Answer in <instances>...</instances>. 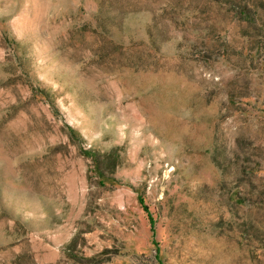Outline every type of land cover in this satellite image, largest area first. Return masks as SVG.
I'll list each match as a JSON object with an SVG mask.
<instances>
[{"label": "rangeland", "instance_id": "rangeland-1", "mask_svg": "<svg viewBox=\"0 0 264 264\" xmlns=\"http://www.w3.org/2000/svg\"><path fill=\"white\" fill-rule=\"evenodd\" d=\"M0 264H264V0H0Z\"/></svg>", "mask_w": 264, "mask_h": 264}, {"label": "trees", "instance_id": "trees-1", "mask_svg": "<svg viewBox=\"0 0 264 264\" xmlns=\"http://www.w3.org/2000/svg\"><path fill=\"white\" fill-rule=\"evenodd\" d=\"M141 199V198H140ZM143 199H141V201H142Z\"/></svg>", "mask_w": 264, "mask_h": 264}]
</instances>
